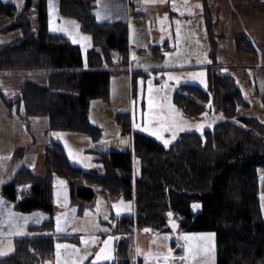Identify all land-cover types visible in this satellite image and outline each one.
Masks as SVG:
<instances>
[{
  "label": "trees",
  "instance_id": "trees-1",
  "mask_svg": "<svg viewBox=\"0 0 264 264\" xmlns=\"http://www.w3.org/2000/svg\"><path fill=\"white\" fill-rule=\"evenodd\" d=\"M30 5L31 0H25L15 12L14 1L0 0V17L15 14L2 29H20L17 35L0 42V71L47 69L45 81L29 79L21 85L15 101L24 104L22 117L47 116L53 128L80 130L99 138L101 130L89 120L90 102L98 97L108 99L112 74L127 70L101 67L114 64L116 51L121 63H128V22L98 20L96 0H59L60 11L77 18L91 35L94 48L84 57L81 47L66 34L49 29L46 0H39L37 5L36 26L28 19ZM209 13L206 25L213 40ZM218 66L212 52L207 87L183 83L174 92L173 100L184 112L201 114L212 100L216 108L233 114L238 105L247 102L235 77L217 74ZM132 74V81L137 74L147 76L139 70ZM117 120L128 128L130 113L118 112ZM96 153L103 171L72 164L62 143L52 140L42 151L44 175L22 166L3 184L4 196L17 210H42L49 216L29 227L34 233L15 237L14 250L0 256V264H49L57 238H76L50 233L54 229L55 175L68 179L71 201L81 208L96 198L98 190L108 196L123 193L134 202V214L119 217L113 229L122 234L117 249L119 260L103 264H132L126 249L131 231L134 227L169 229V213L183 230L215 231L216 264H264L258 172L264 167V122L257 116L221 119L203 132L181 133L168 146L135 131L131 148L100 149ZM134 157L141 166L136 176ZM194 201L202 204L198 213L191 208Z\"/></svg>",
  "mask_w": 264,
  "mask_h": 264
},
{
  "label": "rangeland",
  "instance_id": "rangeland-1",
  "mask_svg": "<svg viewBox=\"0 0 264 264\" xmlns=\"http://www.w3.org/2000/svg\"><path fill=\"white\" fill-rule=\"evenodd\" d=\"M10 1L16 3L15 12H18L25 0ZM46 1L49 29L52 32L68 35L73 43L81 47L83 55L86 57L87 52L94 48L91 35L83 30L82 24L77 18L60 11L59 0ZM197 2H199V9L204 10L203 15L206 16V12H210L213 40L210 36L209 39L216 61L222 64L217 74L229 73L233 75L247 102L238 105L235 113L227 114L216 108L213 101L209 100L207 106L211 105L213 113L207 112V115L201 118L188 119L181 116L178 109L184 110L173 100L174 92L185 82L195 83L205 88L208 83L201 85L199 80L202 78L193 79L189 76L191 70L188 67L163 70L161 66L164 62L162 63L157 58V54L152 53L151 49L155 46L151 39L158 37L155 31L149 32L153 29H149L151 21H148L156 17L157 11L160 12L164 8L169 9L168 4L161 7V5L150 4L146 0H96L94 12L96 15L100 14V20H127V16L130 17L127 22L131 36L129 43L132 51L131 62L129 57L128 63L123 65L119 57L120 53L116 51L114 52V64L112 66L104 64L101 68H127L131 65L134 69H138L142 66L141 63L145 62L151 69L147 72L144 71L147 76L137 74L134 81L129 82L126 75L117 78L116 73L112 74L109 98L98 97L91 100L89 120L91 124L101 130V136L97 139L84 131L53 128L47 116H30L26 120L22 117L24 104L15 101L16 97L20 95L21 85L29 79L45 81L44 72L47 69L13 70L20 73L18 76H4L1 73L9 71L1 72L0 139L1 137L4 139L5 146L2 144L0 151L6 147L5 153L0 154V199L2 201L11 203L4 196L1 185L12 177L19 166L25 164L36 173L43 172L42 150L52 140L62 143L72 164L86 170L103 171L101 162L95 158L96 150L131 148V139L135 131L144 132L145 128L160 129L166 121L175 120L185 130H202L206 126L212 127L214 120L218 118L217 113L221 112L227 118L255 115L264 122V0H197ZM38 3L39 0H31L29 8L28 19L34 26L38 24ZM135 11H139V13H135ZM14 15L0 17V42L20 33V29L17 27L2 29V26L12 21ZM153 22H156V19ZM139 45L144 49L139 50ZM186 45L187 42L184 40L177 44L179 48H185ZM177 62H180L179 59L175 60V66ZM166 73L178 78L179 83L175 79L169 80ZM187 78L190 80L183 81ZM149 80H151L154 96V105L151 109L148 105ZM165 85L166 87H162ZM118 112L130 113L128 128L118 122ZM134 125L137 126L134 127ZM146 132L153 136L150 131ZM164 132L167 134L164 135ZM160 135L164 141V136L172 134L169 131L161 130ZM140 169L139 160L134 157V176L140 173ZM258 172L260 205L264 216V167H260ZM60 181L65 183L61 184ZM53 184L54 229L50 233L71 234L76 238H57L54 243L53 256L48 260V263L93 264L95 254L99 253L101 248H104V256L107 258L96 261V264L117 262L119 260L118 242L122 238V234L113 229L117 225L119 217L134 214V202L127 199L123 193L108 196L98 190L96 198L81 208L71 201L69 182L66 177L55 175ZM117 204L120 205L119 215H117V209L113 207ZM201 207L200 201H194L191 204L194 213H198ZM22 215L24 224L37 223V220L40 222L49 216L42 210ZM104 216H108L109 219L106 221ZM58 217L61 229L59 231L57 230ZM103 229H108V231H103ZM145 229L147 227L139 229L134 227L131 235L126 239L128 258L132 264H216L215 231L183 230L180 223L175 230L169 228L160 231L154 229L145 231ZM15 232H17L16 235L34 233L29 228L27 229V226L19 227V230L17 229ZM185 236L188 239H184ZM109 237L112 239L109 240ZM105 240H108L107 246L104 244ZM57 244L68 247L57 249ZM14 248V237L5 234L0 236V256L10 253ZM169 249H171L170 254ZM86 253H91V255L87 259H82ZM166 255L168 259L164 258Z\"/></svg>",
  "mask_w": 264,
  "mask_h": 264
},
{
  "label": "crops",
  "instance_id": "crops-1",
  "mask_svg": "<svg viewBox=\"0 0 264 264\" xmlns=\"http://www.w3.org/2000/svg\"><path fill=\"white\" fill-rule=\"evenodd\" d=\"M146 1L150 4L152 3V4L161 5V7L165 4H168V6H169V9L164 8L163 10H160V12L157 11L156 17L153 18L152 20L148 21V22L151 21V23L149 24V26L151 25L149 29H153V30H149V32L153 33L155 31L156 36L158 37V38H152L151 39L153 46H155V48L151 49V51L155 55L157 54V58H159L162 61V63L164 62L163 66H161V67H163V70H167V69H171V68H177V67H179V68L188 67L189 70H191L190 73H196V72L198 73V72L202 71L205 73L204 77H202V79L204 80V83L203 84L200 83V84L204 85L205 83H208L207 82V73H208L207 69H208V65L211 63L212 45H211V41L209 39L208 30L206 27V16L203 15L204 10L201 11L199 9V5H198L199 2H197V0H163V2H161V0H146ZM173 4H175V9L173 8ZM135 6L138 7V5H136V4H135ZM96 17H97V15H96ZM165 17H167V18L165 19ZM129 19H130V17L127 16V20H129ZM155 19H156V22H153V20H155ZM98 20H100V19L98 18ZM109 20H111V19H109ZM123 20H125V19H123ZM177 21H179V24H177ZM152 25H153V27H152ZM168 25H170V26L168 27ZM177 29H179V31H177ZM130 38H131V36H130V32H129V43L131 40ZM183 40L187 42V45L185 46V48H179L177 46V44H180ZM166 44H168V46H166ZM139 46H140L139 50L144 49L143 47H141V45H139ZM131 52L132 51H131V45H130V49H129L130 62H131V57H132ZM177 59H179L180 62H177L176 66H175V60H177ZM209 61H210V63H209ZM141 64H142V66L138 69H134L133 66L129 65L126 68L127 70H123L121 72L116 73L117 78H120V76L126 75L128 78V82H129V81H132L133 70H139V71L144 72L145 67H147L148 70L151 69L150 66H147L145 64V62H142ZM218 65L219 66H218V69L216 72H218L219 68L222 66V64H220V63H218ZM8 71H9L8 73H1V72H6V71H0V73L4 74V76H18V75H20V73H17V71H13V70H8ZM147 71H145V72H147ZM187 80H190V78H187L186 80H183V81H187ZM193 81L198 82L197 80H193ZM185 83H188V82H185ZM193 84H195V83H193ZM203 88H205V87H203ZM213 111L214 110H212L209 106H207L206 110L201 114H196V115H190L189 114L188 115L184 111H181L178 109V113H180L181 116L188 118V119L195 118V117L201 118V117L205 116L203 114H207V112L213 113ZM217 115H218V118L214 120L212 125H214L217 121H219L221 119L227 118L221 112L217 113ZM206 128H211V127L206 126L202 130H196L195 127H194L195 130H184V131L177 130V134H176L175 139L183 132H186V131L203 132ZM141 132H143V131H141ZM3 133H4V131L1 132V136L3 135ZM144 133L148 134V132H146V131H144ZM166 134H167V132H164V135H166ZM153 137L158 139L154 135H153ZM164 137H165V139L171 141L170 143H172L175 140V139H172V135L171 136H164ZM158 140H160L161 143L163 142L162 138L158 139ZM2 144L4 145L5 143H4V139H2V137H1V139H0V146L1 147H2ZM163 144H164V142H163ZM131 145H132V139H131L130 147H131ZM11 147H12V142H11L10 149H11ZM5 151H6V147H5V149L3 148L2 151H0L1 152L0 154L5 153ZM22 166H27V165L23 164V165L19 166L18 169ZM34 173H36V172H34ZM36 174L44 175L45 169L43 170L42 173H36ZM3 184L1 185V189H2ZM0 201H2V200L0 199ZM21 212L22 211H19L15 208L14 203L12 201H11V203L8 201H3V203H0V236H3V234H5V235H10V236L14 237V239H15V237H17V236H22V234L16 235L17 232H15V231L17 229L19 230V227L24 228L27 226V229H28L30 226L41 224L42 222H44L47 219V218L43 219L39 223L24 224L22 222V217H23L22 214L23 213H31V212H22V213ZM10 214H15V215H10ZM14 244H15V242H14ZM2 256H4V255H2Z\"/></svg>",
  "mask_w": 264,
  "mask_h": 264
},
{
  "label": "snow or ice",
  "instance_id": "snow-or-ice-1",
  "mask_svg": "<svg viewBox=\"0 0 264 264\" xmlns=\"http://www.w3.org/2000/svg\"><path fill=\"white\" fill-rule=\"evenodd\" d=\"M161 2H163V0H161ZM173 8L175 9V4H173ZM99 15L100 14L97 13L98 18H99ZM166 18L167 17H165V19ZM177 24H179V21H177ZM177 31H179V29H177ZM85 39H88V38L85 37ZM133 58H135V57H133ZM209 63H210V61H209ZM147 70H148L147 67H145V71H147ZM166 75H168L169 80L175 79L177 81V83H179V79L178 78H176V77H174V76H172L171 74H168V73H166ZM188 75L191 76L193 79H196V78H202V77H204L205 73L201 71V72H198V73H189ZM199 82L201 84H203L204 83V80L203 79H200ZM141 84H143V81H141ZM148 84H149V87H148V94H149V96H148V105H149V108L151 109L153 107V105H154V96H153V88L151 86V80L148 81ZM162 87H166V85L165 86H162ZM165 99H166V97H165ZM210 106L211 105H209V107ZM203 115H207V114H203ZM135 126H137V125H134V127ZM143 130L150 131L151 134L152 135H155L158 139H161L162 138L161 135H160V131L161 130H166V131L171 132L172 139H175L176 134H177V130L184 131L185 129H184V127L182 125L176 123L175 120H172L171 122H167L166 121L165 123H163L161 125V128L160 129H148V128H145ZM163 142H164V145L167 146L168 143H169V140L165 139ZM69 154H70V156L72 155L71 152ZM73 158L75 159V157H73ZM60 183L63 184L65 182L64 181H60ZM0 203H3V201H0ZM113 207H115L117 209V215H119L120 205L117 204V205H114ZM10 215H15V214H10ZM168 215L171 216L172 214L169 213ZM104 219L107 221L109 219V217L108 216H104ZM37 223H39V220H37ZM172 227L173 228H176L177 225L175 223H172ZM57 230L58 231L61 230L60 229L59 217L57 218ZM103 231H108V229H103ZM145 231H149V229H145ZM111 239H112V237H109V240H111ZM165 239H167V237H165ZM184 239H188V237L185 236ZM104 244H105V246H107L108 240H105L104 241ZM56 247H57V249H59L61 247H68V246L67 245L57 244ZM205 250L207 251V248ZM104 251H105L104 248H101L100 252L95 254V260L93 261V264H96V261H99L102 258H104V259L107 258L106 256H104ZM137 251L139 252V249ZM170 253H171V249H169V254ZM57 255H59V253H57ZM89 255H91V253H86L85 256L82 257V259H87V257ZM164 258L165 259H168V256L166 255ZM181 259H184V257H181Z\"/></svg>",
  "mask_w": 264,
  "mask_h": 264
},
{
  "label": "water",
  "instance_id": "water-1",
  "mask_svg": "<svg viewBox=\"0 0 264 264\" xmlns=\"http://www.w3.org/2000/svg\"><path fill=\"white\" fill-rule=\"evenodd\" d=\"M172 223H175L177 226L179 224L178 220L176 218H174L173 214L169 217L168 221H167V227L172 228V229H176L172 227ZM147 229H150L149 227H147Z\"/></svg>",
  "mask_w": 264,
  "mask_h": 264
}]
</instances>
